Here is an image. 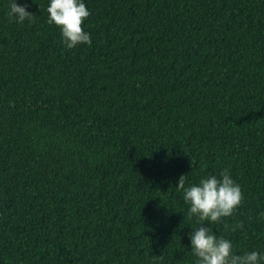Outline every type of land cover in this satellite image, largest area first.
Wrapping results in <instances>:
<instances>
[{
    "label": "trees",
    "instance_id": "1",
    "mask_svg": "<svg viewBox=\"0 0 264 264\" xmlns=\"http://www.w3.org/2000/svg\"><path fill=\"white\" fill-rule=\"evenodd\" d=\"M27 2L0 0V264H196L178 180L224 170L243 203L202 226L264 255V0H83L73 49Z\"/></svg>",
    "mask_w": 264,
    "mask_h": 264
},
{
    "label": "clouds",
    "instance_id": "2",
    "mask_svg": "<svg viewBox=\"0 0 264 264\" xmlns=\"http://www.w3.org/2000/svg\"><path fill=\"white\" fill-rule=\"evenodd\" d=\"M29 7L27 0L23 5L17 0H9L7 15L19 24L31 22L34 14L28 11ZM47 13V23L61 29L66 48L73 49L82 44L91 46V35L83 27L91 13L83 0H50ZM185 185L186 175H181L176 191L182 192L183 200L190 205L188 218L195 216L199 224L189 234L192 253L197 257L196 264H264V255L257 251L237 255L230 240L214 234L211 227L202 226L205 222L219 225L242 205L244 197L241 187L230 173L224 170L219 176L209 175L201 179L198 185ZM239 227L242 228L243 224Z\"/></svg>",
    "mask_w": 264,
    "mask_h": 264
}]
</instances>
